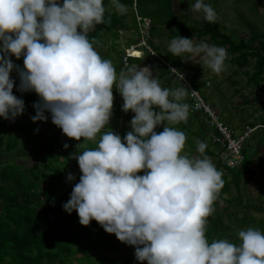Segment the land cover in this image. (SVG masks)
<instances>
[{
    "label": "clouds",
    "instance_id": "obj_1",
    "mask_svg": "<svg viewBox=\"0 0 264 264\" xmlns=\"http://www.w3.org/2000/svg\"><path fill=\"white\" fill-rule=\"evenodd\" d=\"M111 3L121 13L127 10L120 0ZM190 7L206 21H216V10L205 0ZM105 12L104 0H0V117L14 119L25 111L24 100L13 93L10 74L19 66L11 55L24 57L19 89L40 97L33 122L47 120V110L53 123L76 140H95L109 124L115 87L123 111L135 113L132 130L123 138L104 132L95 148L78 155L82 176L64 209L77 211L85 226L95 219L136 246V259L148 264H264V231L241 230L239 244L208 241L207 218L223 188V173L206 155H182L183 131L167 124L154 131L165 121H187L189 105L182 102L187 89L162 87L148 66H127L118 76L87 35L104 23ZM169 50L181 58L202 54L217 74L228 56L223 46L182 36L171 40ZM206 147L199 142L198 152L204 154Z\"/></svg>",
    "mask_w": 264,
    "mask_h": 264
},
{
    "label": "trees",
    "instance_id": "obj_2",
    "mask_svg": "<svg viewBox=\"0 0 264 264\" xmlns=\"http://www.w3.org/2000/svg\"><path fill=\"white\" fill-rule=\"evenodd\" d=\"M136 2L138 8L140 5L144 7V11H147L151 4L158 5L157 12L154 14L156 20L151 27V35L155 37L160 19L172 14L173 0H120V3L130 8L134 7ZM104 5L106 8L104 23L96 25L87 34L94 48L99 46L104 36L120 37L119 32L128 27L126 24L128 14H120L112 5L111 0H104ZM191 29L201 37H209L212 44L225 47L241 69L248 68L254 60V70L249 84L264 91L263 43L259 46H250L245 41H241L237 44L232 36L224 33L222 25L217 21H207L201 27L193 26ZM250 29L253 40L257 41L260 34L252 27ZM10 58L15 65L19 66L18 70L14 69L10 74L15 82L13 93L25 102L24 113L15 118L28 124L23 129L29 131V136H31L34 125L48 129L58 127L53 123L52 114L47 110H45L47 120L33 122L31 117L36 115V108L33 105L40 101V97L35 91L19 89L21 82L19 70L24 69V60L17 59L14 55ZM133 60L142 61L143 59ZM166 60L173 66L179 68L183 66L180 57L174 54H167ZM196 88L203 91V86L200 84H196ZM188 101L190 104L189 97ZM204 123L201 124L203 130L206 129ZM2 124L0 120V159L6 154H14L18 158L28 157V146L20 147L17 135L8 140L5 139L1 130ZM260 124L264 125V120ZM262 132L264 133V129ZM201 137L204 141L209 140L208 136ZM39 138L40 142L36 143L33 152L36 158L41 159L50 156L55 150H63L61 144L55 148L59 141L58 137H47L45 133H41ZM210 145L206 147L202 155L217 160V169L221 171L218 150H212V144ZM192 149L198 152L197 146H192ZM251 161L246 155V161L240 169L225 172L222 176L223 188L213 204V213L207 218L205 234L210 243L218 239H227V236H224L227 230L225 222L227 214L235 218L243 229L256 226L258 230L264 231V203L257 199L244 204L242 197V181L256 176L251 168ZM58 162L60 163L58 158L48 159L43 162L42 166L18 165L9 162L0 167V264H135L129 256L116 258L112 255L118 252L121 244L125 243L120 241L114 233H108L95 219L87 226L82 225L77 211L73 210L69 214L64 209L63 205L70 199V194L77 181L80 180L82 171L76 170L75 163L70 159L62 165L60 163L61 166L57 164ZM71 168L77 173H72ZM69 173L75 178L69 180ZM229 174L231 175L230 181L227 178ZM232 186H235L238 197L230 198L226 208L216 211L218 202L224 195L231 193ZM263 195L264 192L261 193V196ZM235 202L239 203V210L231 212L230 206ZM241 209L244 212L243 217H240ZM251 210L263 217L259 219L251 215L249 213ZM231 242L239 244L241 241L238 236ZM130 248L135 251L136 246L131 245ZM77 254H81L82 258L76 260L75 255ZM138 264H148V262L138 261Z\"/></svg>",
    "mask_w": 264,
    "mask_h": 264
},
{
    "label": "rangeland",
    "instance_id": "obj_3",
    "mask_svg": "<svg viewBox=\"0 0 264 264\" xmlns=\"http://www.w3.org/2000/svg\"><path fill=\"white\" fill-rule=\"evenodd\" d=\"M136 3L132 8L126 7L127 10L123 12L128 14L126 20L128 27L121 31L122 34L119 32L120 37L106 35L100 41L99 46L95 48L102 58L112 61L118 76L122 70V55L125 54V49L129 48L132 44H135L139 39L138 35L142 25L139 24L138 17L150 20L151 27L156 20L154 14L158 9L157 4L149 5L148 10L144 11V7L142 8V5H140L138 8ZM193 3H195V0H173L172 14L170 16L166 15L167 17L162 20L160 19V24L157 27V35L155 37L152 35L150 36L151 44L158 51L161 58L166 62H168L166 60L167 54H173L169 50V44L171 40L176 37L182 36L193 38L194 43L205 41L210 45L212 44L209 37H201L191 29L193 26L201 27L205 22H207L204 19L202 12H195L190 7V5ZM205 3L210 4L216 10V21L222 25L224 33L232 36L235 43L239 44L241 41H245L250 46H259L260 43L264 44V0H205ZM123 13L120 12V14ZM251 27L260 34V38L257 41L253 40L252 38L250 29ZM20 58L24 60L23 56ZM145 59L150 61L149 64L147 62L142 66V64L134 63L136 60H132V65L140 67L148 66L151 68V70H153L152 67L155 66L154 64L159 63L161 71L163 73L165 72L166 68L160 61L158 62L156 59H152L149 56H146L143 60ZM180 59L183 62V66L181 68L178 66L175 67L180 72L188 75V77H190L195 84L205 86V92L202 91V93L208 102H210L209 100L215 92H219L224 96L223 98H228V100L225 99L228 101V103L226 101H224V103L230 105L234 112L236 111L234 114H236L237 117H240V112L245 110L247 111L243 118L247 119L243 123L251 122L255 125H258L263 122L264 91L257 86L249 84V79L254 70V60L251 61V65L248 68L241 69L238 67L234 57L228 53L224 70L220 74H217L206 65L202 58V54L195 55L192 53H185L183 54V58L180 57ZM164 75H161V78H164ZM164 79L165 80L163 81L159 79L161 86L164 88L173 90L176 88H185L181 80L171 76L170 74H167ZM208 83H210V86H208ZM246 92L249 93V96L245 95ZM113 96V110L109 124L101 130V133L97 134L95 140H84L83 137H81L80 140H76L75 138L68 137L66 134H64L60 127L48 129L46 127L35 125L32 127L31 136H29V131L23 129L26 127L25 125H28L26 122L18 120L17 118L5 119L0 117V120L3 123L1 130L5 139L8 140L9 138H13L15 135H17L20 142L19 146H28L29 153L28 157L26 158H18L14 154H6L2 159H0V167L9 162H13L18 165L42 166L44 161L58 158L60 159L61 165L67 161V159L72 160L75 163V167L77 168L76 170L81 171L78 164V155L82 154V152L86 149L95 148L104 132L113 131L123 138L127 132L132 130L130 121L132 120L135 113L131 110L128 112L123 111L122 105L124 104V100L118 89L115 87L113 88ZM182 102L189 105L188 93ZM212 106L216 111L218 110L216 105H213V103ZM156 110L159 111V109ZM203 123V118L192 116L189 111V116L186 122L173 124L165 121L161 125L157 126L154 131L157 133L162 132L164 126L167 124L169 127L183 131L186 135L187 141L192 142L198 147L199 142H205L203 139H201V136H205V131L201 126ZM232 129L234 128L232 127ZM262 130L263 129H260L258 133L252 137V139L248 140L245 146L246 155L252 160L251 168L255 172L256 176L254 178H249V180L244 179L242 181L241 188L244 204L257 199L259 202L264 203V195L261 196V193L264 192V133ZM41 133H45L47 137H58L59 141L55 148H58L59 144H61L63 146V150H55V152H53L50 156H45L41 159L36 158L33 152L35 150L36 143L39 144L40 142L39 137ZM66 143L68 144L67 148L64 147ZM205 143L208 147L210 146L209 142ZM182 155L188 156L189 158L202 157V154L194 151L189 144H185ZM208 158L212 160L215 166L217 165V160L212 157ZM60 163L58 162L57 164L61 166ZM70 170L74 174L77 173L72 168ZM221 172L223 175H225L224 171L221 170ZM138 174L143 175L144 172L141 171ZM227 178L228 181H230L231 175L229 174ZM78 182L79 181H77V183ZM43 187L45 188V185ZM231 190L232 191L230 194L224 195V197L218 202L216 211L226 208L229 205L228 200L230 198L238 197L235 186H232ZM238 204V202H235L233 205H231L230 211L236 212L239 210ZM240 212V217H243V210L241 209ZM249 213L259 219L263 217L253 210H251ZM225 222L227 225V230L224 236H227V239L231 241L239 236L238 234L241 230L248 229H243L240 226V223H238L235 218L228 214L226 215ZM253 228L257 229L256 226ZM130 247L131 245L123 243L119 246L118 252H115L112 255L116 258L129 256L132 258L135 264H138V260L135 257V251H132ZM75 258L76 260L77 258H82V255L77 254L75 255Z\"/></svg>",
    "mask_w": 264,
    "mask_h": 264
},
{
    "label": "built area",
    "instance_id": "obj_4",
    "mask_svg": "<svg viewBox=\"0 0 264 264\" xmlns=\"http://www.w3.org/2000/svg\"><path fill=\"white\" fill-rule=\"evenodd\" d=\"M138 22L142 25L138 35L139 39L135 44L125 49V54L122 55V69L132 66L133 59H144L146 56L163 63L168 74L181 80L187 89L191 114L204 117L206 133L212 146L218 150V160L222 171L230 172L240 169L246 161L245 146L247 141L252 139L259 129H264V125L249 126L241 134H236L232 127L222 119L220 113L207 101L203 93L196 88L194 81L161 58L151 44V21L138 17ZM245 95L249 96V93L246 92Z\"/></svg>",
    "mask_w": 264,
    "mask_h": 264
},
{
    "label": "crops",
    "instance_id": "obj_5",
    "mask_svg": "<svg viewBox=\"0 0 264 264\" xmlns=\"http://www.w3.org/2000/svg\"><path fill=\"white\" fill-rule=\"evenodd\" d=\"M147 62L149 64L150 61H148V60L145 59V60H142V61H136L134 63L142 64V66H143V64L145 65V63H147ZM154 65L155 66L152 67L153 68V70H152L153 77H158V79H161L162 81L165 80L164 78L168 74L167 70H165V72L163 73L161 71V68L159 66L160 65L159 63H155ZM159 72H160V74H159ZM161 75H164V78H161ZM166 85H167V83H166ZM204 87L205 86L203 85V88H202L203 92H205ZM217 95H218V97H217ZM239 95H240V93H239ZM223 97L224 96L222 94H220L219 92H215L211 96V99L209 100L210 101L209 103H211V104L213 103V105H216V107L218 108L217 111H219V113H221V116L223 117V119L231 127H233L235 129V130L234 129L233 130H234V132L236 134H241L249 126H251V127H253V125L255 126V124H253L251 122H245V123H243L247 119V118L243 119L244 116H245V113L247 111L245 110L243 112H240L239 113L240 117H237V115L234 114L236 111L234 112L232 110V107L230 105H227V104L224 103V101H226L228 103V101H227L228 98H226V97L223 98ZM225 99H227V100H225ZM190 114H191V112H190ZM191 115L204 119V117L203 116H200V115H193V114H191ZM204 131H205V136L207 137V133H206V129L205 128H204ZM205 142H209V144H211L209 140H206ZM185 144H189L190 146L191 145L192 146H196L192 142L187 141V139H186V143ZM192 146H191V148H192ZM211 149L214 150V151H216L213 146L211 147Z\"/></svg>",
    "mask_w": 264,
    "mask_h": 264
}]
</instances>
